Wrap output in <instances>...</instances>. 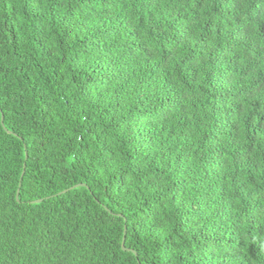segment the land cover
<instances>
[{
    "label": "trees",
    "instance_id": "16d2710c",
    "mask_svg": "<svg viewBox=\"0 0 264 264\" xmlns=\"http://www.w3.org/2000/svg\"><path fill=\"white\" fill-rule=\"evenodd\" d=\"M0 264H264V0H0Z\"/></svg>",
    "mask_w": 264,
    "mask_h": 264
},
{
    "label": "water",
    "instance_id": "95a60500",
    "mask_svg": "<svg viewBox=\"0 0 264 264\" xmlns=\"http://www.w3.org/2000/svg\"><path fill=\"white\" fill-rule=\"evenodd\" d=\"M26 159H27V155H26ZM24 168H25V165H24ZM23 175H24V172L22 173V176H21V179H20V184H19V186L21 185V181H22V178H23ZM77 186H79V185H75V186H73V187H71L69 190H71V189H74L75 187H77ZM68 190H65V191H63V193H66ZM18 193H19V190L17 191V197L16 198H18ZM35 202H41V200H37V201H34V203ZM126 227H125V230H124V237H123V241H122V249L123 250H128V251H130V252H132V253H134V255L135 256H137V253L134 251V250H131V249H126V247H125V240H126Z\"/></svg>",
    "mask_w": 264,
    "mask_h": 264
}]
</instances>
